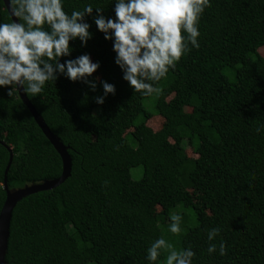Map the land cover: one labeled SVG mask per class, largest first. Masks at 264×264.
<instances>
[{
	"label": "trees",
	"instance_id": "1",
	"mask_svg": "<svg viewBox=\"0 0 264 264\" xmlns=\"http://www.w3.org/2000/svg\"><path fill=\"white\" fill-rule=\"evenodd\" d=\"M88 3L113 15V0H65L64 9ZM0 22H11L2 0ZM89 31L86 46L70 42L69 58L88 53L99 61L97 76L115 85V95L97 105L99 83L93 92L63 76L36 97L25 93L67 146L71 167L60 184L13 207L5 264H149L146 249L161 236L174 248L191 246L193 264H264V0H210L199 48L189 45L151 96L132 91L113 63L111 42L94 24ZM147 107L165 120L157 130L144 122ZM0 141V208L6 146L9 188L60 174L58 153L18 94L8 97L4 89ZM135 166L142 167L137 179L129 172ZM190 189L199 191L197 201ZM193 209L210 216L194 217ZM171 214L181 215L178 235L164 222ZM214 227L219 235L208 241ZM209 243L217 252H207Z\"/></svg>",
	"mask_w": 264,
	"mask_h": 264
},
{
	"label": "clouds",
	"instance_id": "2",
	"mask_svg": "<svg viewBox=\"0 0 264 264\" xmlns=\"http://www.w3.org/2000/svg\"><path fill=\"white\" fill-rule=\"evenodd\" d=\"M3 3L11 22H0V89L8 97L21 92L36 97L47 82L63 76L84 83L93 92L99 83L102 94L93 97L97 105H102L109 94L115 95V85L93 75L100 64L88 53L69 58L74 50L70 42L78 40L81 47L86 46L94 24L103 39L111 42L113 63L122 80L132 91L151 96L159 92L155 83L175 68L190 50L189 45L199 48V21L210 7V0H113V15L105 16L104 9L91 3L70 13L64 9L65 0ZM169 219L168 232L180 234L181 215L171 214ZM219 232L217 227L208 230L207 240L213 241ZM163 251H167L164 264H193L191 246L174 248L163 236L150 243L145 259L156 264ZM207 252H217V244L209 243ZM218 254L225 255L222 240Z\"/></svg>",
	"mask_w": 264,
	"mask_h": 264
},
{
	"label": "water",
	"instance_id": "3",
	"mask_svg": "<svg viewBox=\"0 0 264 264\" xmlns=\"http://www.w3.org/2000/svg\"><path fill=\"white\" fill-rule=\"evenodd\" d=\"M5 4L7 5V0H5ZM18 96L31 113L34 121L41 129L44 136L48 139V141L58 153L61 159V172L55 178L45 179L38 182L26 184L22 187L9 188L7 185L6 174L12 160V151L8 146L5 145L9 151V155L8 161L3 172V189L5 191V198L0 208V264H5V254L7 249V240L9 236V225L13 207L21 198L28 194L51 189L60 184L62 181L65 180V178L69 176L71 167V159L67 152V146H65L59 140V138L51 132L42 117L39 115L34 106L28 100L26 94L21 92L20 94H18ZM0 143L4 145L2 141H0Z\"/></svg>",
	"mask_w": 264,
	"mask_h": 264
},
{
	"label": "rangeland",
	"instance_id": "4",
	"mask_svg": "<svg viewBox=\"0 0 264 264\" xmlns=\"http://www.w3.org/2000/svg\"><path fill=\"white\" fill-rule=\"evenodd\" d=\"M97 76V73H93ZM149 110L146 111V116L143 118L144 119V122L147 126H149L150 128H152V130H157L159 129L165 122V120L163 119V117H161L160 115L158 114H154L152 113L151 108L147 107ZM183 152L191 157V158H194L196 157V153L194 152V149L192 148V145L190 144H184V149H183ZM130 175L133 179H137L141 176V173H142V167L141 166H135V167H131L130 168ZM190 194H191V197H192V200L193 201H197L198 198H199V191L197 190H194V189H190L189 190ZM159 206H155L153 209H152V212L153 213H156L157 211H159ZM192 215L195 217H200V218H204V217H209L210 216V213L205 210V209H193L192 210ZM164 222H169L171 223L170 219L169 218H166L164 220Z\"/></svg>",
	"mask_w": 264,
	"mask_h": 264
}]
</instances>
